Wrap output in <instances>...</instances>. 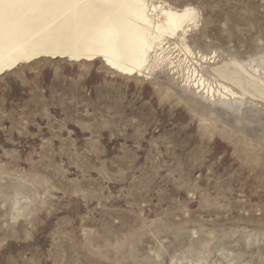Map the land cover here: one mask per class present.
Here are the masks:
<instances>
[{
    "label": "rangeland",
    "instance_id": "1",
    "mask_svg": "<svg viewBox=\"0 0 264 264\" xmlns=\"http://www.w3.org/2000/svg\"><path fill=\"white\" fill-rule=\"evenodd\" d=\"M161 1L197 9L212 83L233 61L264 82V0ZM226 85L101 59L0 75V264H264V99Z\"/></svg>",
    "mask_w": 264,
    "mask_h": 264
},
{
    "label": "bare ground",
    "instance_id": "2",
    "mask_svg": "<svg viewBox=\"0 0 264 264\" xmlns=\"http://www.w3.org/2000/svg\"><path fill=\"white\" fill-rule=\"evenodd\" d=\"M198 22L195 7L161 0H0V75L41 57L101 59L125 76L170 67L211 99L241 96L226 82L264 99V82L236 61L215 70L213 83L197 68L187 35Z\"/></svg>",
    "mask_w": 264,
    "mask_h": 264
}]
</instances>
